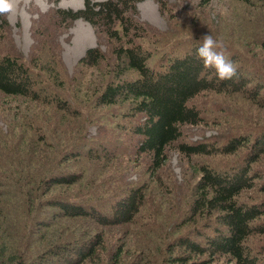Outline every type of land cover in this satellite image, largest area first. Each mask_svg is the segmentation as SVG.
Returning <instances> with one entry per match:
<instances>
[{
	"label": "rangeland",
	"instance_id": "obj_1",
	"mask_svg": "<svg viewBox=\"0 0 264 264\" xmlns=\"http://www.w3.org/2000/svg\"><path fill=\"white\" fill-rule=\"evenodd\" d=\"M104 1L15 0L13 11L0 14V55L20 60L37 78L38 87L43 92L36 100L7 97L0 93V189L15 195L22 189L17 180L22 176V167L27 161L40 159L45 165L47 157H60L59 154L67 153L80 139L90 143L97 151L98 161L103 163H86L83 160L72 168L65 167L69 165L66 163L62 169L87 172L89 165L96 166L97 185L105 182L103 186L111 187L112 194H124L130 187L146 186L145 203L132 223L108 229L100 227L99 231H104L105 242L127 245L124 254L128 264L130 261L160 264L163 252L174 238V230L177 228L181 234L189 233L191 227L199 224L183 226L190 214L189 203L199 177L194 167L210 165L220 169L230 163L242 166L240 162L249 154L248 149H243L239 151L243 158L187 157L180 153L179 145L209 141L221 146L228 134L255 131L264 126V107L260 104L263 100L260 97L254 102L251 96L254 91L243 96H225L227 100H217L211 95L207 99H198L196 104L201 111V123L181 128V139L167 149L166 162L158 173L152 175L150 158L138 153V138L125 128L132 119L134 122L139 119L121 117L118 107H96L92 103V93L96 85L108 81V76L115 71L114 49L120 44V39L142 44L150 51L155 58L149 64L153 68L156 62L158 64L157 58L171 54L173 46L193 36L200 38L209 33L222 42L226 50L224 55L236 62L235 65L258 72L250 70L256 78L264 77V50L255 46L251 35L259 19L264 20V0H251L255 5L253 8L236 0H142L136 5L122 7L128 23L115 17L112 29L110 21L94 20L93 24L83 19L68 18L69 13L82 12L86 5ZM90 49L102 57L95 67L80 63ZM256 83L260 84L259 81ZM44 92L49 93L50 98L56 95L63 99L78 112L77 119L63 121L61 106L50 105ZM78 132L81 137L75 141ZM65 148L66 151L61 152ZM103 152L115 157L103 161ZM261 158L260 163L253 166L255 177H259L255 181L256 189L264 185V157ZM81 165L88 167L84 169ZM41 168L38 167V172ZM96 190L98 198H103L99 187ZM239 201L249 206L261 205L264 193L260 189L247 190ZM75 224L60 226L69 228ZM255 224L264 225V215ZM92 225L78 226L91 229ZM248 245L264 264V233L251 235ZM210 264L226 263L223 258H216Z\"/></svg>",
	"mask_w": 264,
	"mask_h": 264
},
{
	"label": "trees",
	"instance_id": "obj_2",
	"mask_svg": "<svg viewBox=\"0 0 264 264\" xmlns=\"http://www.w3.org/2000/svg\"><path fill=\"white\" fill-rule=\"evenodd\" d=\"M140 1L106 0L101 4L86 5L82 12L69 13L68 18L83 19L93 24L94 20L110 21L112 29L115 17L128 23L122 7L136 5ZM236 2L255 7L251 0ZM253 31L255 46L264 50L262 18ZM112 34L116 35L115 32ZM200 43V38L193 36L173 46L171 54L157 58L158 64L156 62L152 68L149 64L155 58L150 51L142 44L120 39V44L114 49L115 71L108 76V81L96 85L92 93V103L96 107H118L121 117L139 119L136 122L132 119L125 128L138 138V144H135L138 153L150 158L152 175L158 173L166 162L167 149L181 139V128L201 123V111L196 104L198 99H207L211 95L217 100H227L225 96H243L254 91L251 94L254 102L261 97L263 102L260 104L264 107V77L256 78L258 72L236 65V77L219 80L214 70L205 68L197 58L196 49ZM100 60L99 53L90 49L80 63L95 67ZM36 80L20 60L0 55L1 94L36 100L43 93ZM44 95L53 107L61 106L63 121L77 119L78 112L63 99L56 95L50 98V94L45 92ZM77 134L75 141L81 137L79 132ZM222 143L221 146L209 141L179 145L180 153L187 157H238L243 149H248L249 154L240 162L242 166L230 163L220 169L210 165L194 167L199 177L189 203L190 214L183 226L200 222L202 225L191 227L189 233L184 234L176 228L160 264H210L216 258H223L226 264H263L254 256L248 241L251 235L264 233V225L255 224L264 215V203L249 206L239 198L251 189H260L264 193V185L256 189L255 181L259 177L256 178L253 172V166L264 157V126L255 131L238 132V135L228 134ZM65 151L66 148L61 150ZM67 153L70 154L65 157ZM67 153L59 154L60 157L55 159L47 157L45 165L40 159L27 161L22 167V176H18L17 182L22 189L16 195L0 189V264H128L124 254L127 245L105 242L104 231H99V228L132 223L141 212L148 189L140 185L130 187L124 194H112L111 187L103 186L105 182L97 185L96 166L89 165L87 172L62 169L66 163L69 165L65 167L72 168L83 160L86 163H103L98 161L97 151L90 143L80 139ZM103 154V161L115 157ZM38 167H42L39 172ZM80 167L86 169L88 166ZM11 180L9 177L8 181ZM98 187L103 198L96 195ZM67 223L76 224L69 228L60 226ZM88 223L93 224L91 229L78 226ZM129 264L136 263L130 261Z\"/></svg>",
	"mask_w": 264,
	"mask_h": 264
},
{
	"label": "clouds",
	"instance_id": "obj_3",
	"mask_svg": "<svg viewBox=\"0 0 264 264\" xmlns=\"http://www.w3.org/2000/svg\"><path fill=\"white\" fill-rule=\"evenodd\" d=\"M15 0H0V14L13 11ZM201 43L196 49V56L207 69H212L221 81L232 80L237 75V66L228 59L223 51V44L209 33L200 37Z\"/></svg>",
	"mask_w": 264,
	"mask_h": 264
}]
</instances>
